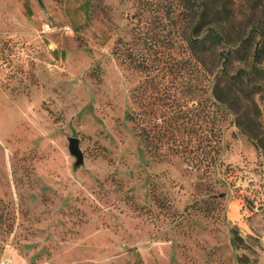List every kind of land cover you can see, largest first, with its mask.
Segmentation results:
<instances>
[{"label":"rangeland","instance_id":"1","mask_svg":"<svg viewBox=\"0 0 264 264\" xmlns=\"http://www.w3.org/2000/svg\"><path fill=\"white\" fill-rule=\"evenodd\" d=\"M157 9L180 28L175 55L210 54L187 38L215 29L231 110L217 113L222 151L210 167L148 152L128 117L139 76L114 47L156 35ZM257 216L264 0H0V264H262L264 244L241 227Z\"/></svg>","mask_w":264,"mask_h":264},{"label":"trees","instance_id":"2","mask_svg":"<svg viewBox=\"0 0 264 264\" xmlns=\"http://www.w3.org/2000/svg\"><path fill=\"white\" fill-rule=\"evenodd\" d=\"M156 11L159 22L156 35H150L148 28L144 36L133 33L128 40L120 38L114 47L119 62L132 76H139L131 89L136 107L128 117L148 152L162 156L181 154L197 167H210L222 151V127L215 125L217 113L221 110L227 114L231 110L228 100L220 94L222 72L226 76L228 73L224 66L217 68L222 60L214 50L215 29L209 26L202 36L187 38L191 47L210 49V54L178 56L167 49L177 45L172 34L181 36L180 28L169 29L167 11ZM171 11H175V6L170 5L168 12ZM204 13L203 9L199 13L200 24ZM207 59L215 66H204ZM192 62L198 69L190 65ZM213 195L223 197L225 191ZM242 238L236 226L235 239ZM254 238L260 240L258 236ZM240 263L243 264L242 259Z\"/></svg>","mask_w":264,"mask_h":264},{"label":"crops","instance_id":"3","mask_svg":"<svg viewBox=\"0 0 264 264\" xmlns=\"http://www.w3.org/2000/svg\"><path fill=\"white\" fill-rule=\"evenodd\" d=\"M253 219L254 222H250L249 224H247V226L241 225L242 230L243 232H245V234L254 233L264 244V219L261 222L259 216H257L256 218L253 217ZM260 225L262 226L260 227ZM261 263L264 264V257L262 258Z\"/></svg>","mask_w":264,"mask_h":264},{"label":"water","instance_id":"4","mask_svg":"<svg viewBox=\"0 0 264 264\" xmlns=\"http://www.w3.org/2000/svg\"><path fill=\"white\" fill-rule=\"evenodd\" d=\"M69 149L76 156V164H81L84 161V153L80 146V138L78 136H69Z\"/></svg>","mask_w":264,"mask_h":264},{"label":"built area","instance_id":"5","mask_svg":"<svg viewBox=\"0 0 264 264\" xmlns=\"http://www.w3.org/2000/svg\"><path fill=\"white\" fill-rule=\"evenodd\" d=\"M3 264H7L6 262H3Z\"/></svg>","mask_w":264,"mask_h":264}]
</instances>
